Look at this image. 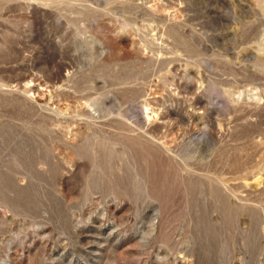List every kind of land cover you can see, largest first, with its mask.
Instances as JSON below:
<instances>
[{"label": "rangeland", "instance_id": "obj_1", "mask_svg": "<svg viewBox=\"0 0 264 264\" xmlns=\"http://www.w3.org/2000/svg\"><path fill=\"white\" fill-rule=\"evenodd\" d=\"M0 264H264V0H0Z\"/></svg>", "mask_w": 264, "mask_h": 264}]
</instances>
